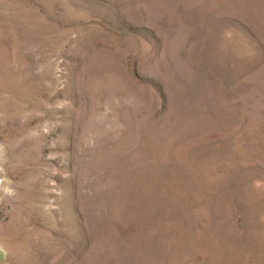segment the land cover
<instances>
[{"label":"rangeland","instance_id":"374dc122","mask_svg":"<svg viewBox=\"0 0 264 264\" xmlns=\"http://www.w3.org/2000/svg\"><path fill=\"white\" fill-rule=\"evenodd\" d=\"M0 264H264V0H0Z\"/></svg>","mask_w":264,"mask_h":264}]
</instances>
